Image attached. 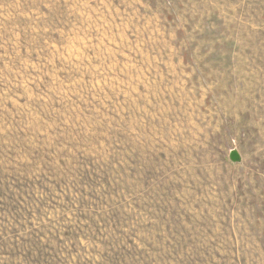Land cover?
Returning <instances> with one entry per match:
<instances>
[{
  "label": "rangeland",
  "instance_id": "1",
  "mask_svg": "<svg viewBox=\"0 0 264 264\" xmlns=\"http://www.w3.org/2000/svg\"><path fill=\"white\" fill-rule=\"evenodd\" d=\"M0 264H264V0H0Z\"/></svg>",
  "mask_w": 264,
  "mask_h": 264
},
{
  "label": "water",
  "instance_id": "2",
  "mask_svg": "<svg viewBox=\"0 0 264 264\" xmlns=\"http://www.w3.org/2000/svg\"><path fill=\"white\" fill-rule=\"evenodd\" d=\"M230 159L232 160V161H239V155L237 154V152L236 151H232L231 153H230Z\"/></svg>",
  "mask_w": 264,
  "mask_h": 264
}]
</instances>
